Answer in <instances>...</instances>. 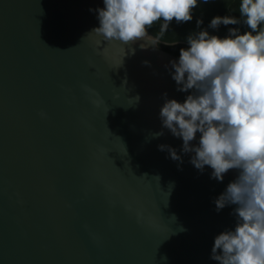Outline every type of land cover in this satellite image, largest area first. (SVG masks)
Returning <instances> with one entry per match:
<instances>
[{"label": "water", "instance_id": "95a60500", "mask_svg": "<svg viewBox=\"0 0 264 264\" xmlns=\"http://www.w3.org/2000/svg\"><path fill=\"white\" fill-rule=\"evenodd\" d=\"M103 6L0 0V264H219L238 171L193 166L159 115L179 56L92 32Z\"/></svg>", "mask_w": 264, "mask_h": 264}, {"label": "clouds", "instance_id": "9594fccd", "mask_svg": "<svg viewBox=\"0 0 264 264\" xmlns=\"http://www.w3.org/2000/svg\"><path fill=\"white\" fill-rule=\"evenodd\" d=\"M103 5L95 10L99 26L92 32L125 44L145 38L158 47L173 20L193 19L198 0H103ZM160 20V35L149 36L147 29ZM196 24L198 30L185 38L189 46L180 48L178 61L171 62L178 91L191 93L183 102L166 99L159 115L163 127L182 138L181 151L192 153L196 169L210 167L211 178L221 182L229 170L238 171L214 201L217 211L236 205V225L214 238L211 259L264 264V0H240L239 17L217 15L208 26L244 24L247 31L229 28L221 37L201 29L202 19ZM197 133L199 141L193 144ZM158 148L182 161L171 146Z\"/></svg>", "mask_w": 264, "mask_h": 264}, {"label": "trees", "instance_id": "16d2710c", "mask_svg": "<svg viewBox=\"0 0 264 264\" xmlns=\"http://www.w3.org/2000/svg\"><path fill=\"white\" fill-rule=\"evenodd\" d=\"M239 3L240 0H209L208 3H203L202 0H198V7L193 10V19L189 22L176 23L173 20L168 30L163 34L161 40L167 42H176L175 45H166L160 43L159 47L179 56L180 48H187L189 45L186 42V36L196 31L197 19H202L203 24L200 25L201 29H206L210 34H215L221 37L227 36L229 28H239L241 32L247 31V26L244 24L239 25H223L221 24L218 29L209 28V23L214 16L233 15L239 17ZM163 21L154 22L151 28H149L156 36L160 35V27Z\"/></svg>", "mask_w": 264, "mask_h": 264}]
</instances>
